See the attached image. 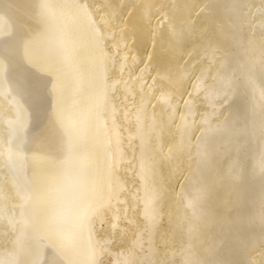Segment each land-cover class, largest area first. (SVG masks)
Listing matches in <instances>:
<instances>
[{"label": "bare ground", "instance_id": "1", "mask_svg": "<svg viewBox=\"0 0 264 264\" xmlns=\"http://www.w3.org/2000/svg\"><path fill=\"white\" fill-rule=\"evenodd\" d=\"M261 89L264 0H0V264H264Z\"/></svg>", "mask_w": 264, "mask_h": 264}, {"label": "snow or ice", "instance_id": "2", "mask_svg": "<svg viewBox=\"0 0 264 264\" xmlns=\"http://www.w3.org/2000/svg\"><path fill=\"white\" fill-rule=\"evenodd\" d=\"M231 82L228 83V85L224 89V97L225 100H227L229 93L231 92ZM261 96L264 98V89H261Z\"/></svg>", "mask_w": 264, "mask_h": 264}]
</instances>
